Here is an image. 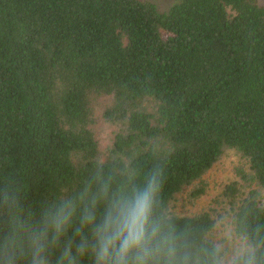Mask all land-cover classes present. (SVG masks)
<instances>
[{
  "label": "trees",
  "instance_id": "obj_1",
  "mask_svg": "<svg viewBox=\"0 0 264 264\" xmlns=\"http://www.w3.org/2000/svg\"><path fill=\"white\" fill-rule=\"evenodd\" d=\"M228 152L245 164L217 206L178 212ZM156 170V213L201 264L217 247L264 264V0H0V264H31L30 236L71 200L67 231L48 232L57 264L88 235L86 187Z\"/></svg>",
  "mask_w": 264,
  "mask_h": 264
},
{
  "label": "clouds",
  "instance_id": "obj_2",
  "mask_svg": "<svg viewBox=\"0 0 264 264\" xmlns=\"http://www.w3.org/2000/svg\"><path fill=\"white\" fill-rule=\"evenodd\" d=\"M161 176L156 170L137 185L133 172L125 179L126 188L113 190L110 181L98 183L95 192L86 187L78 197L83 207L75 231L79 235L86 228L88 235H81L74 248L71 241L66 242L57 264H79L86 255L92 264H201L156 213ZM76 207V202L64 200L45 215L44 226L29 238L31 264H48V232L53 233V241L58 240L72 222ZM4 264H15L14 255L6 254ZM202 264H222L220 248ZM230 264H256L255 253L239 249Z\"/></svg>",
  "mask_w": 264,
  "mask_h": 264
},
{
  "label": "rangeland",
  "instance_id": "obj_3",
  "mask_svg": "<svg viewBox=\"0 0 264 264\" xmlns=\"http://www.w3.org/2000/svg\"><path fill=\"white\" fill-rule=\"evenodd\" d=\"M156 2L161 8L167 3V0H152ZM245 160L234 152H228L220 161L213 166V168L204 176L203 181L206 184V195L196 201L194 204H189L185 201H178L176 210L181 213H196L202 210L215 208L217 206L216 200H221L222 189L231 180L235 178V172L239 171L240 167H244ZM228 230V229H227ZM226 230L225 234L228 233ZM226 236V235H225Z\"/></svg>",
  "mask_w": 264,
  "mask_h": 264
}]
</instances>
